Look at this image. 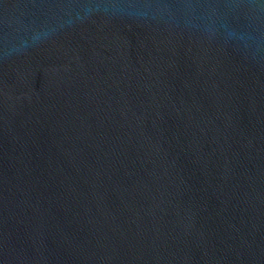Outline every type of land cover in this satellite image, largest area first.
<instances>
[{
	"label": "water",
	"instance_id": "95a60500",
	"mask_svg": "<svg viewBox=\"0 0 264 264\" xmlns=\"http://www.w3.org/2000/svg\"><path fill=\"white\" fill-rule=\"evenodd\" d=\"M0 264H264V0H0Z\"/></svg>",
	"mask_w": 264,
	"mask_h": 264
}]
</instances>
